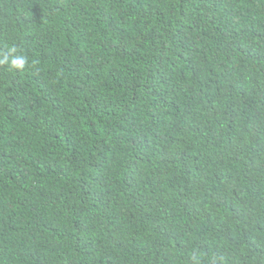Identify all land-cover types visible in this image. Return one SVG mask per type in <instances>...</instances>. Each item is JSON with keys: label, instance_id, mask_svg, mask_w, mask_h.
<instances>
[{"label": "trees", "instance_id": "obj_1", "mask_svg": "<svg viewBox=\"0 0 264 264\" xmlns=\"http://www.w3.org/2000/svg\"><path fill=\"white\" fill-rule=\"evenodd\" d=\"M0 264H264V0H0Z\"/></svg>", "mask_w": 264, "mask_h": 264}, {"label": "clouds", "instance_id": "obj_2", "mask_svg": "<svg viewBox=\"0 0 264 264\" xmlns=\"http://www.w3.org/2000/svg\"><path fill=\"white\" fill-rule=\"evenodd\" d=\"M27 63V57L18 54V49L15 45L9 47L7 52H0V66H5L12 71L24 70Z\"/></svg>", "mask_w": 264, "mask_h": 264}]
</instances>
